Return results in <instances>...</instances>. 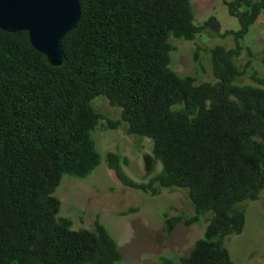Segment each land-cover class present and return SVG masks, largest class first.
<instances>
[{"label":"trees","instance_id":"1","mask_svg":"<svg viewBox=\"0 0 264 264\" xmlns=\"http://www.w3.org/2000/svg\"><path fill=\"white\" fill-rule=\"evenodd\" d=\"M80 3L62 66L52 65L27 31L0 28V264H121L118 243L99 218L92 229H75L59 215L54 194L64 175L88 177L101 163L92 137L101 119L151 139L162 163L159 174L138 182L123 168L127 159L108 152L124 185L153 194L188 189L195 214L164 212L167 232L209 216L187 256H161L159 264H234L225 240L242 233L247 218L237 204L257 200L264 188V87L235 83L246 71L235 57L264 0L226 2L239 28L225 33L238 45L211 49L216 83L170 68L172 37L191 40L205 27L222 28L216 16L198 25L192 0ZM99 95L121 108L120 119L96 110Z\"/></svg>","mask_w":264,"mask_h":264},{"label":"rangeland","instance_id":"2","mask_svg":"<svg viewBox=\"0 0 264 264\" xmlns=\"http://www.w3.org/2000/svg\"><path fill=\"white\" fill-rule=\"evenodd\" d=\"M232 0H192L195 22L203 25L211 16L221 23L216 32L205 27L195 39L172 37L174 50L170 68L180 76H193L197 83H216L211 49L217 45L236 48L238 42L226 30L239 28L238 19L231 15L226 2ZM242 48L235 57L238 67L245 73L235 83L254 84L255 74L264 78V11L251 25L248 34L239 40ZM96 110L107 117L121 118V108L112 106L104 95L92 101ZM101 163L88 177L64 175L54 194L61 200L59 215L73 220L74 228L92 229L97 218L109 229L122 253L121 264H159L161 256L176 262L187 256L196 240L203 237L208 215L191 225L184 220L171 231L165 230L164 212L170 216L184 214L191 217L195 207L187 188H161L159 194L124 185L110 168L108 152H116L122 159L126 173L138 182H147L162 171V163L153 153V141L138 134L127 133V123L111 128L101 119L92 131ZM237 208L247 213L242 233L225 240L234 264H264V188L257 200H245Z\"/></svg>","mask_w":264,"mask_h":264},{"label":"water","instance_id":"3","mask_svg":"<svg viewBox=\"0 0 264 264\" xmlns=\"http://www.w3.org/2000/svg\"><path fill=\"white\" fill-rule=\"evenodd\" d=\"M80 0H0V28L27 31L33 46L54 66L67 61L63 40L81 18Z\"/></svg>","mask_w":264,"mask_h":264}]
</instances>
